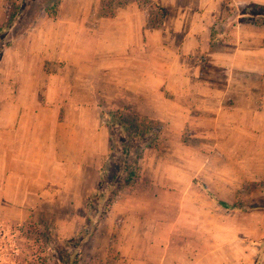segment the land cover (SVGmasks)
<instances>
[{"label":"crops","instance_id":"obj_1","mask_svg":"<svg viewBox=\"0 0 264 264\" xmlns=\"http://www.w3.org/2000/svg\"><path fill=\"white\" fill-rule=\"evenodd\" d=\"M23 1L0 0V35H10L0 57V195L16 187L24 204H54L52 216L87 217L110 153L106 120L116 112L129 123L160 121L177 138L188 127L211 153L223 155L224 168L264 169V19L244 10L264 7V0H152L164 12L156 25L137 1L98 17L100 0H61L55 15L43 8L18 30ZM191 163L203 168L178 161L172 190L162 176L138 181L155 192L130 185L106 221L134 206L143 211L147 197L165 212L169 195L180 196L186 215L183 176ZM163 218L168 222V214Z\"/></svg>","mask_w":264,"mask_h":264},{"label":"rangeland","instance_id":"obj_2","mask_svg":"<svg viewBox=\"0 0 264 264\" xmlns=\"http://www.w3.org/2000/svg\"><path fill=\"white\" fill-rule=\"evenodd\" d=\"M133 1L148 12L154 25L162 21L163 9L152 0H100L94 15H113ZM53 2H20L18 9L22 3L24 9L18 30L34 21L43 8L52 7ZM244 10L250 15L261 14L264 19V7L251 5ZM6 33L0 35V57L3 45L10 38ZM108 116L110 153L102 167L101 187L90 200L88 216H52L54 204L32 200L28 201L30 205L24 204L15 198L16 187H10V194L0 195V264H26L27 258H44L47 264H122L121 259L127 260L129 256L142 261L146 257L157 263L167 257L168 264H264V236L259 233L264 229L258 226L264 222V169L224 168L223 155L211 153L207 145L204 147L193 138L188 127L177 138L166 134L160 121L129 123L119 112ZM232 155L239 159L242 153ZM180 160L203 165L199 171L192 168V163L185 168L186 215H180V196L169 195L165 212L160 211V202L147 197L143 211L134 206L132 211L106 221L113 201L130 190L126 176L133 174L134 183L144 182L142 177L147 181L152 177H167V187L172 190L177 175L174 166ZM125 164H131L127 172ZM139 182L131 184L137 193L155 192L154 186ZM154 185L161 188L165 184ZM222 199L242 209L227 208L219 203ZM197 212L199 217L195 215ZM166 214L168 222L163 218ZM177 220L178 227H174ZM209 227L213 231H208ZM172 228L177 231L172 233ZM111 229L114 232L107 233ZM158 242L168 243L170 247L161 250Z\"/></svg>","mask_w":264,"mask_h":264},{"label":"trees","instance_id":"obj_3","mask_svg":"<svg viewBox=\"0 0 264 264\" xmlns=\"http://www.w3.org/2000/svg\"><path fill=\"white\" fill-rule=\"evenodd\" d=\"M61 0H55V2H53V6L52 7H48L47 8V11L52 14V15H55L57 10H58V5L60 3ZM259 7H263V6H259ZM260 16V15H259ZM137 159V157H136ZM131 164H125V167H124V171H128L126 169L130 168ZM115 181H119V178L116 179ZM129 185H131L132 183H134V175L131 174L129 176H126V181ZM211 194V193H210ZM219 203L227 208H230V209H242L238 204H230L226 201H223V200H220ZM108 204V203H107ZM106 204V206H107ZM105 206V207H106ZM254 207H258V206H254ZM26 260V264H47L46 263V260L44 258H41V259H35V258H32V259H25Z\"/></svg>","mask_w":264,"mask_h":264}]
</instances>
